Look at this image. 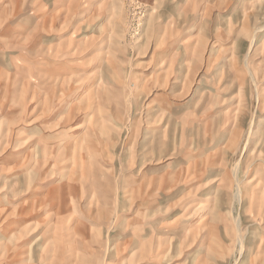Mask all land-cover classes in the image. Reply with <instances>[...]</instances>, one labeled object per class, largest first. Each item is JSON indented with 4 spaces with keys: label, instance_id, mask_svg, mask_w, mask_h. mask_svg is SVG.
Masks as SVG:
<instances>
[{
    "label": "rangeland",
    "instance_id": "374dc122",
    "mask_svg": "<svg viewBox=\"0 0 264 264\" xmlns=\"http://www.w3.org/2000/svg\"><path fill=\"white\" fill-rule=\"evenodd\" d=\"M0 264H264V0H0Z\"/></svg>",
    "mask_w": 264,
    "mask_h": 264
},
{
    "label": "bare ground",
    "instance_id": "6f19581e",
    "mask_svg": "<svg viewBox=\"0 0 264 264\" xmlns=\"http://www.w3.org/2000/svg\"><path fill=\"white\" fill-rule=\"evenodd\" d=\"M238 179H239V178H238ZM239 186H240V185H239ZM238 189H239V188H238ZM240 200H241V198L239 197V198H238V202H241ZM237 222L239 223V219L237 220ZM240 233H241V232H240ZM240 236H241V235H240ZM241 238H242V237H241Z\"/></svg>",
    "mask_w": 264,
    "mask_h": 264
}]
</instances>
